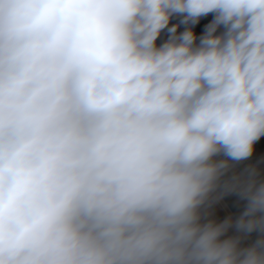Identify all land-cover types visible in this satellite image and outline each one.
I'll return each instance as SVG.
<instances>
[{"label": "clouds", "instance_id": "obj_1", "mask_svg": "<svg viewBox=\"0 0 264 264\" xmlns=\"http://www.w3.org/2000/svg\"><path fill=\"white\" fill-rule=\"evenodd\" d=\"M262 136L264 0H0V264H264Z\"/></svg>", "mask_w": 264, "mask_h": 264}, {"label": "rangeland", "instance_id": "obj_2", "mask_svg": "<svg viewBox=\"0 0 264 264\" xmlns=\"http://www.w3.org/2000/svg\"><path fill=\"white\" fill-rule=\"evenodd\" d=\"M252 157L255 158V161L259 162L260 166H264V136H262L255 143ZM255 161H251V163L254 164ZM233 169L235 170L237 174L242 173V171L240 170L241 168L238 167L237 165H234ZM257 178L261 181H264V173H262L261 175H258ZM213 195L214 196L218 195V192L214 193ZM201 211H202V215L205 218H207L208 220L215 221L216 223H222L223 221L229 218H231L233 222L235 221V218L231 215L229 209L224 204V201L222 200V198L218 200L210 199V201L205 206L202 207ZM223 236L226 239L230 237L242 236V239L240 242L241 247H247L253 244L246 235H243L237 231L234 223H233V226L230 227L227 230V232L224 233Z\"/></svg>", "mask_w": 264, "mask_h": 264}, {"label": "built area", "instance_id": "obj_3", "mask_svg": "<svg viewBox=\"0 0 264 264\" xmlns=\"http://www.w3.org/2000/svg\"><path fill=\"white\" fill-rule=\"evenodd\" d=\"M214 18V13H209L206 16H203L200 18L199 22L192 25V24H182L181 20L183 19V17L181 15H173V17L170 19L169 25L168 27H171L172 25H179V27L177 28V34H179L180 32H183L185 30V28L187 27H191L192 31L195 33L196 37H201V35L204 33L205 31V27L206 25H208ZM223 27L219 28L217 30V34H220L223 31ZM169 32L167 30V28H165L162 32L161 35L158 37L156 43L157 46H159L160 44H162L163 42H165L168 38H169ZM202 219L204 222H207L208 219L205 218L202 215ZM221 239H226L224 236L221 237Z\"/></svg>", "mask_w": 264, "mask_h": 264}, {"label": "water", "instance_id": "obj_4", "mask_svg": "<svg viewBox=\"0 0 264 264\" xmlns=\"http://www.w3.org/2000/svg\"><path fill=\"white\" fill-rule=\"evenodd\" d=\"M232 174L230 172L226 173L223 179H228ZM218 194L223 192V188L217 189ZM224 200V204L229 209L231 215L237 220L239 216L246 209L247 201L243 199L238 192H228L221 196ZM246 236L254 243L260 236L258 231H254L250 234H246Z\"/></svg>", "mask_w": 264, "mask_h": 264}, {"label": "crops", "instance_id": "obj_5", "mask_svg": "<svg viewBox=\"0 0 264 264\" xmlns=\"http://www.w3.org/2000/svg\"><path fill=\"white\" fill-rule=\"evenodd\" d=\"M199 36L197 37V40H196V43H199ZM251 161H255V158L254 157H252V155H251V157H249L248 159H246V160H244V161H241V162H239V163H236L235 165H237L238 167H240L241 169V171H242V173H244L245 172V170L246 169H249V168H255L256 169V172H257V174L258 175H261L262 173H264V166H260L259 165V162H257V161H255V163L254 164H252L251 163ZM250 162V163H249ZM248 163V164H247ZM263 171V172H262ZM231 172H233L234 174H237L236 172H235V170L232 168V171ZM240 174V173H239Z\"/></svg>", "mask_w": 264, "mask_h": 264}, {"label": "bare ground", "instance_id": "obj_6", "mask_svg": "<svg viewBox=\"0 0 264 264\" xmlns=\"http://www.w3.org/2000/svg\"><path fill=\"white\" fill-rule=\"evenodd\" d=\"M230 173H231L232 175L234 174V173H233V172H231V171H230ZM217 192H218V191H217ZM221 198H222V197H221ZM222 200H223V198H222ZM223 201H224V200H223Z\"/></svg>", "mask_w": 264, "mask_h": 264}]
</instances>
